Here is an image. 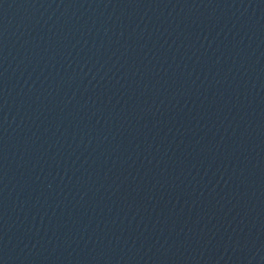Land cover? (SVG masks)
<instances>
[{"label": "water", "instance_id": "1", "mask_svg": "<svg viewBox=\"0 0 264 264\" xmlns=\"http://www.w3.org/2000/svg\"><path fill=\"white\" fill-rule=\"evenodd\" d=\"M0 264H264V0H0Z\"/></svg>", "mask_w": 264, "mask_h": 264}]
</instances>
